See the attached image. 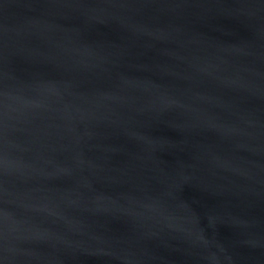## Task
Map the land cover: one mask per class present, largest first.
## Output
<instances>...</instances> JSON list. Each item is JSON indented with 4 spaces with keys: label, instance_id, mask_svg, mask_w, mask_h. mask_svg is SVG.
Returning a JSON list of instances; mask_svg holds the SVG:
<instances>
[{
    "label": "water",
    "instance_id": "water-1",
    "mask_svg": "<svg viewBox=\"0 0 264 264\" xmlns=\"http://www.w3.org/2000/svg\"><path fill=\"white\" fill-rule=\"evenodd\" d=\"M0 264H264V0H0Z\"/></svg>",
    "mask_w": 264,
    "mask_h": 264
}]
</instances>
